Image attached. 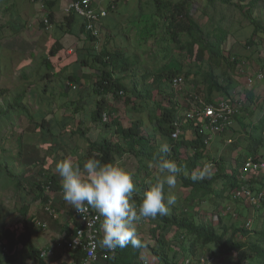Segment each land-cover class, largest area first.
Wrapping results in <instances>:
<instances>
[{"label":"trees","instance_id":"1","mask_svg":"<svg viewBox=\"0 0 264 264\" xmlns=\"http://www.w3.org/2000/svg\"><path fill=\"white\" fill-rule=\"evenodd\" d=\"M9 1L0 0V10H6L8 12ZM206 1L211 6L215 2H221L223 5L236 7L241 12L244 10L243 15L253 29L245 43L247 48L255 47L260 44L259 42L261 40L264 41L262 37L264 35V27L262 25V18L259 17L261 15V1L264 0H249L248 2L246 0H238L237 3L236 1L233 3V0ZM244 3L245 5H242ZM45 4L51 7L55 3L47 1ZM92 4L97 8L95 2H92ZM191 6V0H147L141 6V15H145L148 12L151 19L156 18V22H153L151 27L153 30L158 29L156 35L160 33V36L157 39L161 38L165 42L164 49L166 51V53H162L161 55L166 62L164 66L160 67L157 64L158 68L155 72L145 70L144 74L141 75L146 81L144 93L140 91L137 79L131 78L133 67L129 64H126L127 67H124L122 51L111 48L109 43H112V39H107L106 43L102 41L98 43L100 37H93L90 33L85 32L84 25L81 26L82 31L88 35L89 41L94 44L95 41L97 43L98 51L92 53L93 64H100L102 66V70L99 71V77L94 81L97 86V94L95 104L89 114L90 120L88 118V121L93 124V127L99 126L103 129L113 130V134L117 140L116 143H113V135L107 139H103L101 142L91 139L89 137L90 129L85 126L86 121L80 120L79 125L81 124V126L78 129L79 136L84 140L87 149L86 154L84 156L82 154L83 157L75 163L80 164L82 167L85 160L95 158L102 163H116L119 166L125 157L127 160L134 158L135 165L140 166L144 162L146 163V176L149 178L148 172H150L152 167L156 168L157 160L163 156L165 159L175 161L181 167V172L176 177V187L178 189L188 190L184 199L176 201L171 206L169 215L164 217L158 216L156 219L150 218L152 226L150 235L152 234L151 239L154 241V247H150L147 242L143 241L142 233H139L137 235L141 241L140 247H132L131 245L124 248L118 247L113 257L109 256L106 261H101L99 264H143L141 261L142 250L149 251L157 264H181L182 261L179 259L180 253L184 256V260L187 258L197 259L199 257L196 256L199 253L201 255L203 249L210 245H216L218 247V254L221 257L231 255L243 264H264V197L260 199L259 203L261 204L256 209L257 227L253 231L228 227L224 224L223 216L221 215V212L227 207L225 205L235 200L233 193L239 186H245L251 191H254L252 183L243 180L241 174L247 159L259 158L258 147H263L264 145V129L259 132V136L255 139L254 147L250 146L253 139L249 137L248 149L246 148L247 156H240L238 172L232 166V162L230 163V171L227 172V170H224L225 159L223 157H217L218 159L215 163L211 160L206 153L208 147L202 144L195 124L189 121H184L183 123V126L187 127V130H190L191 138L189 140L181 136L178 141H173L170 137L173 132L172 124L177 118L179 111L183 109L179 108L181 105L177 102V95L179 93L176 90L178 89H174L172 86L176 78L182 77L184 81H193V89L184 94L183 99L185 103L184 108L188 111L197 104L193 96H190L191 93H194L196 96L202 95L206 103H214L218 97L229 98L232 92L236 90L234 88V80L238 77L242 67L241 61L236 56H232L230 53L225 54L222 49L228 37V31L221 25V22H224V20L227 21L228 19L219 15V25L217 22L214 23L211 31L206 33L207 31L203 30L192 19L190 15ZM254 11H258L257 17H253ZM11 17L12 13L10 14L9 20ZM47 18L51 23L53 19L52 12L49 13ZM77 18L74 14L66 15L64 22L59 25H54V28H56L55 41L49 49L47 57H44L42 61L47 70L54 69L51 58L61 48L59 44L60 39L64 35L72 34L71 28L77 22ZM10 21L5 26L0 25V56L4 48L1 44L2 32L8 30L14 35L23 32L25 29V25L19 19L13 20L11 23ZM161 30H163L162 33ZM233 35L235 36V34ZM181 36L182 39L180 40ZM184 38L185 40H183ZM170 43H173L178 49L175 51V48H172ZM159 46L160 44L157 47L159 48ZM182 60L187 61L186 69L181 65ZM50 74L51 77L60 76L58 73L46 72L41 77V81H45L41 96L47 92L46 80H49ZM79 80L76 76L71 75L68 77V87L66 89L73 84H79ZM125 81H128V83H125ZM188 82V85L191 84ZM152 87L154 90H151ZM31 88L27 89L28 91L22 89L17 93L6 89L0 90V186H3V181H6L14 187L16 193L20 194L21 192H25L24 196L26 199H29L31 195L34 196L32 200L27 199L28 203H25L24 200L26 199L23 198L24 204L20 212L25 219L27 218L32 203L39 201L45 205L50 200L51 193L62 189L61 177L48 170L46 172H34L35 166L39 164V161L36 160L33 150L29 151V154L26 156L24 154L23 157V144L20 135L14 139L18 148L17 156L16 158L11 156V147L6 148V142L10 138V135L2 134L3 125L11 124L12 117L15 115L28 114V117L33 121L34 128L39 131L37 133V144H43L42 146L49 144L50 148L51 145H54L50 149L52 154H49V156L53 155L55 158H57V154L66 146L64 133H66V129L69 126V124H61L56 118L55 110L51 109L55 105L50 104L44 110L39 109L35 114L30 115L28 106L24 102L26 94L34 97V99L40 98V87L34 83L33 88ZM106 94L110 97V103L123 106V109L124 107H131L128 109V112L132 114L142 115V113H147L148 116L150 115L149 121L155 127V131L158 134L157 137H165L169 142L172 141L169 143L170 152L162 154L159 152L158 145H152L151 136L144 132L146 125L143 119L146 116H143V119L138 118L134 121L129 119L131 121L130 127L123 129L121 116L119 115L120 108H114L109 104L103 98V95ZM97 97L102 98L97 99ZM145 97L147 103L144 107L146 108L144 112L141 99L144 100ZM240 98L239 112L235 116L234 121L238 124L239 129L243 130L245 125L243 111L249 112L251 106L256 101L254 100L252 89L246 92L245 95L240 96ZM162 101L167 102V106H162ZM257 103L258 110H261V103L263 102ZM150 105H152V108L153 105L156 108L154 112L150 111ZM65 106L69 109L71 104L65 103ZM46 109H48V112ZM81 109L83 108H73V111L75 112ZM156 111L158 112V116L154 118ZM65 113L68 114V112ZM104 116L107 117V121L103 120ZM261 121L260 119L259 125ZM142 141H145L144 146ZM177 142L180 145H177ZM25 146H27V143ZM154 146L156 147L154 148ZM45 150L47 149L45 148ZM17 159H23V169L16 170L17 165L15 166V163H17ZM206 161L214 163L215 168L219 165V174L211 176L205 172L203 179L193 180V174L199 175L204 172L203 166L207 163ZM133 166L131 167L132 169ZM131 168L127 172L132 176ZM136 171V175L132 179L140 185H136L133 201L138 205L143 198V193L150 186V180L145 185L141 184V168H137ZM38 177L40 178L38 179ZM263 190L264 186L260 184L255 192L261 193ZM202 202L207 206L202 208L200 205L203 204ZM189 204L192 209L196 208V211L191 212L190 216L181 211L184 206ZM208 211H210V216L218 217V221H216L217 225H213V219L207 221ZM229 232L230 235L228 236ZM237 237L240 240L237 241ZM0 240L2 242L0 245V255L8 256L6 258L8 264L14 262L16 252L20 249L27 251L26 259L32 261L34 264H45L44 260L40 257L41 250L39 251L31 244V237L27 225L24 226L20 234L14 230L6 229L2 238L0 237ZM176 249L180 251L177 252ZM103 250L105 249L102 248L101 252ZM70 258H73L76 264H80L83 253L78 251ZM197 262H199V259Z\"/></svg>","mask_w":264,"mask_h":264},{"label":"rangeland","instance_id":"2","mask_svg":"<svg viewBox=\"0 0 264 264\" xmlns=\"http://www.w3.org/2000/svg\"><path fill=\"white\" fill-rule=\"evenodd\" d=\"M47 1H52V3L53 2L56 3L55 6L57 7L59 5L61 8V12H63L65 6L71 0H45V3ZM146 1L147 0H108V3L106 2V5H107L106 8L108 9H103L106 11H113L115 10L114 8L118 9L119 16H118L117 23L115 24H117L116 27L119 30V34L125 39L124 47H130L129 43L126 42L128 38L131 40V43L135 40V43L131 44L133 46L137 44L136 42L137 38L144 45V47L141 46V50H143V52H141L140 54L139 52H136V53L134 52L135 53L134 55H128V53H125L126 51L125 49H124L125 51H122L123 59H124L123 60L124 67H127L126 64H129L133 67L131 78L135 80L137 79L138 87L140 91H142L143 93L146 89L145 88L146 81L141 76L142 74H144V71L150 70V67H152V70L153 69L156 70L155 67H157V64L160 67L166 64L165 59L162 58L161 56L162 53H166L164 49L165 42H163L161 38L157 39V36H160V33L156 36V31L158 32V29L153 30L152 27L150 26L153 22H156V18L151 19L150 18L151 16L149 17L147 15L149 13L147 12L143 18L138 20V22L133 23L134 18H136L137 16L138 8L143 6ZM235 1L236 3L238 2V0H233V3ZM246 1L248 2L249 0H246ZM45 3L42 9L40 8L41 6L38 4V2L34 3L31 0H10L8 3V6H9L8 12L6 10L5 11L0 10V25L5 26L8 24L10 20H11L10 21L11 23L13 22V20L15 21L17 19H19L25 25L24 31L19 34L12 35L8 30H4L2 32L1 44L4 48L0 56V90L6 89L8 91H12L13 93H17L18 91L22 89H25V91H28L27 89L31 87L33 88L34 83H36L39 87H42L45 84V81L44 82L41 81V77L46 72L48 73L58 72L60 76L52 75L53 77H51V74H50V78L49 80H46V84L48 87V91H50L55 96L53 99L52 98L50 99V102H52V105L55 104V106L52 107L51 109L55 110V116L58 119V121L61 124L67 125L69 124L70 117L68 115L65 116L64 112H68L69 114L71 109L70 108L68 109L65 106L66 102L63 103V100L60 98H57L56 96L58 92L64 91V90L60 91L61 89H63V87L65 86L68 87L67 78L71 76L70 75L71 70L69 68L68 70H66L67 72L65 71L63 72L59 69L60 65L58 66V64H60L62 61H59L57 63V60L61 58V55H60L61 50H59L56 53V55L53 58H51L54 64L53 70H50V71L47 70L46 67L42 63L44 57H47L48 51L54 43L53 42L54 40L52 37L55 35V29H56L53 27L54 21L52 20L50 23L48 21L49 19L47 18V16L51 12V9H53L55 6L52 7L53 6L52 5L50 7L49 5ZM191 3H192V6H191L190 15L192 19L196 23H198V25L203 30L207 31L206 33L211 31V27L214 23L217 22V24L219 25L220 23L219 15H221L223 18L225 17V19H228L227 21L224 20V22L223 21L221 22V25H223L226 28V31H228V37L226 41L224 42L222 49L225 52V54L230 53L232 54V56H236L242 63V67H241L242 72H240L238 74V77L234 80L235 81L234 88L236 90L234 91V93L232 92L231 96L229 97V99L234 101L236 105L238 106V102L241 101L240 96L245 95V93L248 90H250V88H248L246 85V79L249 77L250 78L253 77L255 72L264 66V41L261 40L259 42L260 44L255 47L247 48V46H245L247 38L251 35L253 29H252V26H250L246 17L243 15L244 10L243 12H241L238 8L232 7L230 5H223L221 2H217V3L215 2L214 5L211 6V4H207L206 0H191ZM242 5H245V3ZM11 13H12V17L9 20ZM257 13L258 11H254L253 17L255 16L257 17ZM260 13L261 15L259 17L262 18V23H263L262 25L264 27V1H261ZM44 18H47L48 24L44 23ZM64 18L62 19L63 22H64ZM109 21H110V18L108 17L106 22H109ZM101 25H102V22H101ZM101 25H100V30L102 27ZM147 26L148 27L150 26L151 29H149ZM162 31L163 30H161V33ZM233 34H235V36ZM262 37L264 38V35ZM34 39H38V44H37L38 52H36V54L34 55H29L28 53H24L23 51H26L29 49L28 43L29 42L31 43ZM181 39H182V36L180 40ZM183 40H185V38ZM159 44L160 46L158 48L157 46ZM170 44L172 45V48H175L174 49L175 51L176 49H178L177 47H175L173 43H170ZM168 51H170V49H168ZM58 54L60 55L59 58H58ZM130 54H133V53H131L130 51ZM138 55L140 56L142 62L139 61ZM38 61L40 64H38ZM66 64L68 65V67L71 66L70 62H66ZM184 64L187 65V61H184ZM125 83H128V81H125ZM87 84H88V81H87ZM198 85H199V82H198ZM76 86L71 85L69 86V88H67V93H66L67 97L70 93L69 90L75 91ZM54 88L56 89L53 90ZM251 89H253L252 93L254 95V98H255L254 100L256 102L251 106V109L249 112L243 111V117L245 119V125L243 127V130H240L237 125V127H235V130H234V132H236V136L234 137V139H232V143L227 144V146H225L224 148L223 158L225 159V164L223 168L224 170H227V172L230 171L231 162H232V166L234 167V169L237 170L238 172L239 170L238 164H239L240 156H243V157L247 156L246 148L249 143L248 141L249 137L253 139L252 142L250 143V146L254 147L255 139L259 136V132L264 129V82L255 87L253 86V88ZM151 90H154V88L152 87ZM185 91H186V88H184L183 91L178 92L179 94L177 95V102H179L181 105V108H183L181 109L179 113L181 117L187 111L184 108L185 103L183 101L184 94H186ZM39 94H42V93H39ZM68 98H66V100L70 101V99ZM220 99H225V98L218 97L215 99V101H218ZM24 102L28 106V109H29L28 111L30 115L35 114L39 109L44 110L45 108H47V103L42 102L41 98L40 100L39 98L34 99V97L30 96L29 94H26ZM257 102H260V103L263 102L261 103V110H258ZM141 103L143 106V111L145 112L146 108L144 107L146 106V103H147L146 97L144 98V100L141 99ZM161 104L162 106H167L168 103L165 101H162ZM46 110L48 112V109ZM155 110L156 108L153 105L152 112H154ZM260 119L262 121H261V124L259 125ZM144 121L146 125L144 127L145 128L144 132L148 133L149 136H151L152 145H154L155 144L154 127L148 126L146 117H144ZM86 122H88L87 118H86ZM69 127H70V124L68 126V129H66V133H64L65 134L64 141L66 143V146L64 147L62 151H60L57 154V158L53 157V155L49 156V154L50 155L52 154L50 149L53 148L54 145H51V148H50L49 144H46V146H42L43 144H37V133L39 131L34 128L33 121L28 117V114L23 113L19 116L17 115L13 116L11 124L3 125L2 134L10 135V138L6 142V148L11 147L10 148L11 156L15 158L17 156L18 148H17V144L14 141V139L16 138V136L20 135L22 137V144H23V157H24V154L26 156L29 154V151L33 150V152H35L34 156L36 157V160L39 161V164H36L35 166L36 168L34 172H46L48 170L54 174L59 175L55 171L56 165L59 161H62L65 158H69V159H72L73 162L75 163L76 160H79L86 154V151H85L86 144L84 140L82 138L78 140L76 136L74 137L73 143L79 146V152L77 154H74L72 152V148L70 147L71 137L69 138V134H70ZM184 129L187 131V127H184L182 130L181 136L183 137L185 136V135H182L183 131H185ZM241 133L243 134V136L242 135L239 136V134ZM227 134L229 136L231 135L230 132L226 133V135ZM89 135H91V139H93L92 136L94 135V130ZM224 140L225 142H227L229 138L225 136ZM159 141L160 143L166 142L164 139L163 141L161 140ZM26 143H27V146H25ZM142 144L144 146L145 141H142ZM263 144H264V141H263ZM159 145L160 144L158 143V146ZM177 145H180L179 142H177ZM155 147L156 146H154V148ZM215 147L220 148L219 145L218 146L215 145ZM45 148L47 150H45ZM258 149H259L258 157L264 160V145L263 147H258ZM216 153L217 151L214 148H212L211 151L208 152V156L211 158V160L214 161V163L218 159L216 156ZM80 154H83V156L82 155L80 156ZM134 161L135 159L132 161L124 160L122 165L119 164V167H122V168L125 167V170L126 169L129 170V168H131L134 165L133 169L132 168L130 169L132 170L131 173H133L132 177H135L136 172H137L136 169L140 167L141 168L140 183L145 185L148 183V180H151L154 183L157 169L152 167L150 172H148L149 174V178H148L146 176V171H147L146 163L144 162L143 164L139 166V165H135ZM217 164L219 163L217 162ZM16 165H17L16 170L23 169L24 167L23 159L22 160L17 159V163H15V166ZM218 171H219V165H217L216 168L214 167L213 170L208 171L207 175H211V176L218 175L219 174ZM241 177L243 180H247L248 182L252 183L254 192L256 189L259 188L260 184L264 186V172L254 173V174L242 173ZM39 178L40 177H38V179ZM133 183L135 186L140 185V184H137L134 181V179H133ZM2 184L3 186H0V237L1 238L6 229L14 230L18 234H20L24 226L27 225L29 227V224H27L28 217L25 219L22 216L20 209L22 208L24 201L25 203H28V200H32V198L34 197L33 195H31L29 199L27 198L28 199L27 200L24 196L25 192H21L20 194L16 193L14 191V187L6 181H3ZM166 190L165 192L167 194H174L176 196V201L184 199V197L187 195V192H188V190L178 189V187H175L174 189H171V190L169 189L167 191ZM261 193H263V197H264V190ZM23 198H25L26 200L23 201ZM35 205L34 207L38 208L40 207V205H43V204L38 202L37 206ZM200 205L202 206V208L204 206H207V205H204V203ZM227 208H229V210H226ZM257 208L258 207L256 208L250 207V205H248L244 201L233 200V202L230 203L223 212L225 214L229 213L231 216V220L226 221L225 223L226 226L232 227V224L239 222L238 228L240 229L243 228L244 230H247V231L255 230L257 227V215H256ZM32 209L33 208H31L29 215L30 213H32ZM194 210L196 211V208L192 209L191 205L189 204V205L184 206L181 211L185 212L187 215L190 216L191 212H193ZM212 216L213 215L210 216V211H208L207 221H210V219H214V217ZM224 216L225 215H223V217ZM248 222H250L251 224L250 229L245 228V225ZM213 225L215 226L217 225V223L213 222ZM134 226L136 228L137 234L142 233V239H144L143 241L147 242L150 247H154V241L153 239H151L152 234L150 235V229L152 228L151 219L143 218L139 222H136ZM171 234H172V231H171ZM1 244L2 242L0 240V245ZM187 245H188V242H187ZM176 251L178 252L180 250L176 249ZM218 251L219 249L216 245H210L209 247H206L203 249V252H201V255L199 253L196 256V257H199L197 259L187 258L186 260H184V256L181 253L179 254V259L182 261L181 264H196L197 260L201 259L202 257H204V259L208 255L217 257ZM24 255H26V250L20 249L18 253L16 252L15 260L12 264H22ZM7 257L8 256L0 255L1 264H8L6 261ZM141 261L143 264H157V262L152 257L150 252L146 250H142Z\"/></svg>","mask_w":264,"mask_h":264},{"label":"crops","instance_id":"3","mask_svg":"<svg viewBox=\"0 0 264 264\" xmlns=\"http://www.w3.org/2000/svg\"><path fill=\"white\" fill-rule=\"evenodd\" d=\"M106 2L108 3V0H96L95 1L96 7L99 9H107L106 8L107 7ZM55 4L52 7H54ZM127 4H129V3H127ZM104 5H106V6H104ZM114 9L115 10H113V11L107 12V17L102 21L101 36H100V41H98V43H100L101 41L103 43H106L107 42L106 40L111 38L112 43L110 42L109 44H110L112 49H114V50L120 49L121 51L126 50L125 53H128V55H134L136 52H139V54H140L141 52H143V50H141V46L144 47V45L142 42H140L138 40V38L136 39L137 44L135 46L131 45V44L135 43V40L131 43V40L128 38L126 40V42L129 43L130 47H124L125 39H124V37H122L119 34V30L116 27L117 24H115V23H117V20H118L119 11L117 8H114ZM51 12L53 15L52 20L54 21L53 27H54V25H59L60 23L63 22L62 19L64 18L65 14H64V12H61V8L59 5H58V7L55 6L53 9H51ZM141 13H142V9L140 7V8H138V13H137L136 18H134L133 23L138 22V20H140L141 18H143L146 15V14L141 15ZM147 15L150 17L149 14H147ZM108 17L110 18V21L106 22ZM44 19H47V18H44ZM82 25H83V20L78 17L77 22L71 28L72 34L71 35H64L60 39L59 44H60L61 48L59 50H61L60 51L61 58L59 60H57V63L59 61H62L60 64H58V66L59 65L61 66V67L59 66V69L61 71L67 72L66 70H68L70 68V70H71L70 75L76 76L80 79L79 80L80 83L78 85L73 84L75 86L77 85L75 87L76 88L75 91L69 90L70 91V93L68 95L69 98L66 96V93H67L66 86L60 90V91H62V90H64V91L58 92V94L56 96L57 98L62 99L63 103L66 102L68 104L69 103L71 104L70 113L67 114L64 112V114H65V116L68 115L70 117L69 138L71 137L70 147L72 148V152L74 154H77L79 152V146H77V144L73 143L75 136L78 138V140L81 139V137L79 136L80 135L79 131H78L79 127L81 126V124L79 125V122H80V120L86 121V118L88 121L89 114H90V111L93 109V106L95 104L96 94H97V92H96L97 86L94 83V81L97 79V77H99V71L102 70V66L100 64H93V60H92V53L98 51V48L96 46L97 43H96V41H95V44L89 41L88 35L85 34L84 31H82V27H81ZM150 26L149 27L147 26V27L149 29H151ZM56 36H58V35L56 34ZM157 37H159V36H157ZM52 38L55 41V35ZM28 44H29L28 45L29 49L26 51H23V52L28 53L29 55L36 54V52H38L37 51L38 39H34L31 43L29 42ZM130 51L133 54H130ZM60 55L58 54V58L60 57ZM138 58H139V61L142 62L139 55H138ZM169 60H171V59H169ZM51 62H52V65L54 66L52 60H51ZM66 62H70L71 66L68 67ZM181 62H182V64H181L182 67L184 69H186L187 67H185L186 64H184V60H182ZM38 64H40L39 61H38ZM140 66H142V65H140ZM155 68L157 70L158 67H155ZM156 70H154V69L152 70V67H150L151 72H155ZM87 81H88V84H87ZM187 82L188 81L185 80L184 85L176 91L177 92L183 91L184 88H186L185 93H187L188 91H191L193 89V86H194V84L192 83L193 81L188 82V83H191L189 85L187 84ZM43 89H44L43 86L40 87L39 93H42ZM55 89L56 88H54L53 90H55ZM252 92H253V89H252ZM39 97L41 98V101L47 103V106H48L50 104L52 105V102H50V99L51 98L53 99L55 96L50 91H48V89H47L46 94L43 96H41V94H40ZM40 98H39V100H40ZM66 98L70 99V101H67ZM100 98H102V97H99V98L97 97V99H100ZM103 98L107 102H109L110 97L108 94L103 95ZM109 104H111L114 108H120L119 115L121 116V125H122L123 129L130 127V125H131L130 120L134 121L138 118L143 119V116H146V121H147L148 126L154 127L152 122L149 121L150 115L148 116L147 113L146 114L142 113V115L141 114H132V113L128 112V109H130L131 107H126V108L124 107V109H123V106H120L118 104H112L110 102H109ZM53 105H55V104H53ZM149 107H150V111H152L151 110L152 105H150ZM73 108H83V109L74 112ZM179 108L181 109V107H179ZM180 111H179V113H180ZM156 116H158L157 111L155 113L154 118ZM178 116H179V114H178ZM89 120H90V118H89ZM143 121H144V119H143ZM154 121H156V120H154ZM237 125L238 124L234 121L232 127L228 131V132H230L231 135L229 136L228 134L227 135L225 134V136H227V138H229L231 140V142H232V139H234V137L236 136V132H234V130H235V127H237ZM85 126L90 129L89 134H91L92 131L94 130V135L92 137L94 140H97L98 142H101L103 139H107L111 135L114 136L113 130L103 129L99 126L93 127V124L90 121L86 122ZM183 132H184L183 135H185L184 138L189 140L191 138L190 130H187L186 132L183 131ZM241 135L243 136L242 133L239 134V136H241ZM154 136H155L154 142H155L156 146L158 145V143L161 144L159 140L163 141V139L166 141V143L168 145H169V143H171V141L169 142L165 137H157L158 134L155 131V127H154ZM225 136L215 137V139L212 141L211 145L206 149L207 155H208V152H210L211 149L214 148L217 151L216 156L217 157H223L224 148L228 144L224 140ZM89 137L91 138V135H89ZM116 140H117V138H115V136H114L113 137V143H116ZM215 145H217V146L219 145L220 148H216ZM86 149H87V145H85V151H86ZM80 155H82V154H80ZM124 160H127V158L125 157V159H123V161L121 163L119 162L120 165H122ZM129 160L132 161L134 159L130 158ZM124 169H125V167H124ZM126 170H128V169H126ZM51 199L53 201V205L55 207V210L59 213L56 219L50 218L44 212V209H43L44 205H40V207H38V208L34 207L35 204H36L35 206H37L39 201L34 202L30 205V210H31V208H33L32 213H30V215L28 213L29 216L27 215V217H28L27 224H29V227L27 226V228H28V232H29L30 237H31L30 241H31V244L36 249H38L39 251L40 250L45 251L47 249L52 250V255L51 256L49 255V257L46 260L44 259L45 264H67L70 255L67 251H65L63 249V247L61 246L60 243L62 242L63 239L68 238L73 234L72 212H71L72 208L68 204H61L60 203V197L57 195L56 192L51 193ZM39 203H41V202H39ZM229 204L230 203H227L225 206H228ZM228 209L229 208H227L226 210H228ZM30 210H29V212H30ZM223 212H224V210L221 212V215L222 216L225 215L223 217V221L225 224L227 220H229V221L231 220V216L229 213L225 214ZM214 217L216 219H218L217 216H214ZM37 223L40 224L39 227H37ZM32 226H34V227H32ZM232 227H233V229L238 228L239 222L232 224ZM39 229H40V231H39ZM229 235H230V232H229L228 236ZM236 239H238V237ZM19 251L20 250H18L17 253ZM26 255H27V251H26ZM26 255H24V259H23L22 264H34L32 261L26 259ZM217 257H219L221 264H243L241 262H238L231 255L227 256V257L226 256L221 257L218 254ZM249 264H251V263H249Z\"/></svg>","mask_w":264,"mask_h":264},{"label":"clouds","instance_id":"4","mask_svg":"<svg viewBox=\"0 0 264 264\" xmlns=\"http://www.w3.org/2000/svg\"><path fill=\"white\" fill-rule=\"evenodd\" d=\"M159 152L169 153L170 146L166 142L161 143ZM155 167L157 169L155 182L149 181L150 186L143 193L138 205L133 201L136 186L131 174L116 163H102L98 159L89 158L81 167L72 159L65 158L57 163L55 171L61 177L65 203L78 214L87 212L89 208L98 212L99 216L103 217L99 246L114 250L128 245L140 247L141 241L135 223L143 218L156 219L158 216H167L171 206L176 203V196L166 194L165 188L171 190L176 187V177L181 172V167L175 161L165 159L163 156L157 160ZM208 167L210 166H205L206 170ZM208 171L210 170L205 172ZM205 172L199 175L193 174L192 179H203ZM213 221L216 222L217 219L214 217ZM196 264H200V259Z\"/></svg>","mask_w":264,"mask_h":264},{"label":"built area","instance_id":"5","mask_svg":"<svg viewBox=\"0 0 264 264\" xmlns=\"http://www.w3.org/2000/svg\"><path fill=\"white\" fill-rule=\"evenodd\" d=\"M41 6L45 0H31ZM94 0H71L64 8L63 12L66 15H76L83 20L85 32L90 33L93 37H100V25L101 22L107 17V11L103 9H97L93 6ZM44 23L48 24L47 19H44ZM242 72V70H240ZM264 82V66L258 69L253 77L246 79V85L251 88L255 85H259ZM184 85V79L182 77L176 78L173 81V88L179 89ZM234 93V92H233ZM193 99L197 101V104L191 109L185 112L181 117H177L172 124L173 132L171 134V140L178 141L183 128L184 121H189L195 124L197 132L202 141V144L209 147L212 141L217 136H221L232 127L235 116L239 112L240 102L238 106L234 101L229 98L220 99L214 101V103H206L201 96H196L191 93ZM104 121H107V117H103ZM227 143H231L229 139ZM210 166L207 170L214 169L215 165L212 162H208L203 166V171H207L205 166ZM264 172V160L249 158L245 162L242 173H263ZM60 197V203L66 204L63 200L62 189L56 192ZM51 196V194H50ZM263 197V193H256L251 191L245 186H239L234 193L233 198L238 201H244L250 207H258L260 199ZM71 207V206H70ZM72 208V207H71ZM44 212L52 219H56L58 212L55 210L53 201L50 200L44 205ZM72 212V224H73V235L65 238L60 243L65 251L69 253V260L67 264H76L73 258H70L74 253L80 251L83 253V258L80 264H99L101 261H106L109 256L113 257L116 254V249L108 250L105 249L101 252L99 246V240L102 237V217L99 213L90 209L87 212L78 214L73 208ZM40 224L37 223V227ZM44 227V226H43ZM246 229L251 228L250 222L245 225ZM6 252L5 249H3ZM49 255H52V250L47 249L41 251L40 257L46 260ZM200 263L202 264H221L219 259L212 256H208L205 259L201 258Z\"/></svg>","mask_w":264,"mask_h":264}]
</instances>
